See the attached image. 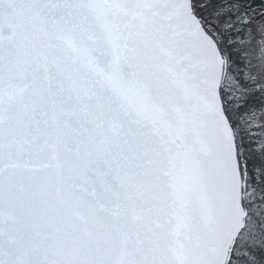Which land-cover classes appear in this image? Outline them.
<instances>
[{"label": "snow or ice", "instance_id": "1", "mask_svg": "<svg viewBox=\"0 0 264 264\" xmlns=\"http://www.w3.org/2000/svg\"><path fill=\"white\" fill-rule=\"evenodd\" d=\"M0 264H264V0H0Z\"/></svg>", "mask_w": 264, "mask_h": 264}]
</instances>
